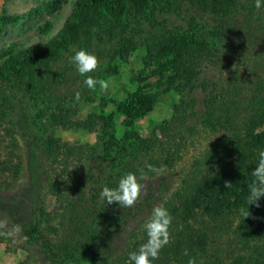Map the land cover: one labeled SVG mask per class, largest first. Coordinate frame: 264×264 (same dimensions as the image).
<instances>
[{"label":"trees","instance_id":"16d2710c","mask_svg":"<svg viewBox=\"0 0 264 264\" xmlns=\"http://www.w3.org/2000/svg\"><path fill=\"white\" fill-rule=\"evenodd\" d=\"M191 2L222 20L219 35L237 28V15L261 19L264 12L255 8V0ZM177 9V0H76L49 42L7 51L0 64V145L6 151L0 162V198L2 186L11 184L16 189L9 200L18 204L19 197H25L28 207L8 212L6 223L0 220V241H17L16 246L27 251L18 264H32L37 254L42 264H65L64 256L71 252L89 264H133L130 253L147 242L144 225L158 205L173 219L170 243L153 264H188L191 258L200 264L207 245L204 221L223 219L235 220L237 233V252L229 264H264V197L259 207L247 203L254 180L251 172L259 152L264 151V75L242 113L223 95L220 99L211 91H206L199 107L191 92L197 87L203 61L209 59L207 44H186L177 31L160 29L147 44V58H167L172 71L168 88L181 98L170 118L137 141L131 164L109 178L114 189L126 174L139 177L141 171L146 173L141 183L147 188L140 201L132 208L110 204V213L102 221L105 206L99 198L111 138L102 128L95 143H72L52 129L97 130L96 115L79 120L76 109L59 107L49 115L48 129L41 134L28 120L23 87L35 83L44 92L57 80L58 62L65 53L88 51L95 29L106 24L124 27L140 16L155 22L156 11ZM231 21L232 27L228 25ZM150 108L147 98L137 105L119 106L127 125ZM24 148L26 167L21 155ZM148 164L162 167L164 172H150ZM226 181L231 182V189L225 187ZM242 207L252 215L245 219L239 212ZM16 225L20 231L15 230ZM51 234L62 236L53 240Z\"/></svg>","mask_w":264,"mask_h":264},{"label":"rangeland","instance_id":"374dc122","mask_svg":"<svg viewBox=\"0 0 264 264\" xmlns=\"http://www.w3.org/2000/svg\"><path fill=\"white\" fill-rule=\"evenodd\" d=\"M75 1L0 0V64L7 57V51H15L21 46L46 44L54 38ZM177 3L178 9L175 11H156L155 22L140 16L124 27L106 24L94 30L88 52L96 55L101 64L97 71L88 75L106 80L109 83L107 91H102L99 85L95 91L86 86L84 81L87 77L79 74L74 64L70 63V57L76 52L74 49L65 53L58 62L57 80L44 92H40L35 83L21 90L28 120L34 128L37 125L35 131L40 134L45 127L48 129V117L59 107L76 109L79 120L96 115L97 130L52 129L62 140L90 144L96 142L98 132L104 129L113 144L109 150L102 188L110 187L109 178L131 164L137 141L149 136L159 123L170 118L174 104L181 98L178 92L168 88L172 71L167 58H147V44L160 33V29L177 31L186 44L190 42L197 47L207 44L209 50L206 55L209 59L203 61L196 79L197 87L191 92L199 107L206 91H211L217 98L221 99L223 95L242 113L256 83L264 75V12L261 19L237 15V28L227 29L228 35H219L220 18L202 12L191 0H177ZM8 16L14 18L4 20ZM229 23L232 27V21ZM77 92L80 93L79 101L75 99ZM146 98L151 101L150 110L127 125L119 106L137 105ZM41 125L43 127L39 130ZM35 148L38 150L39 144ZM5 152L0 145V162ZM21 155L26 167L29 162L25 148ZM13 188L16 189L11 184L1 188L0 220L3 223L8 212L28 207L25 197L20 196L18 204L9 200L8 196L12 197L15 193ZM99 203L105 206L100 218L102 221L107 219L110 205L106 201L101 202L100 198ZM234 221H204L207 245L200 264L217 260L220 264L231 262L238 247ZM51 235L53 240L62 236ZM16 245L17 241H0V264H18L27 256V251ZM64 260L65 264H89V261L80 259L79 254L73 252L66 253ZM32 264H42L39 254Z\"/></svg>","mask_w":264,"mask_h":264},{"label":"clouds","instance_id":"9594fccd","mask_svg":"<svg viewBox=\"0 0 264 264\" xmlns=\"http://www.w3.org/2000/svg\"><path fill=\"white\" fill-rule=\"evenodd\" d=\"M255 8L264 10V0H255ZM70 63L74 64L79 74L86 76L84 83L90 89L95 91L99 85L102 91H107L109 83L104 79H96L89 73L95 72L100 68L101 61L99 58L89 53L87 50H78L70 57ZM75 99L80 100V93L75 94ZM258 163L251 172L254 177L253 182L249 185V195L247 203L259 207V201L264 197V151H260ZM148 171L162 174L164 169L157 168L151 164L147 165ZM147 174L141 171L139 177L135 173H128L123 176L116 188L104 186L100 192V201L107 202L108 205L118 203L123 208L134 207L145 193L147 185L141 183L146 179ZM225 187L231 189V182L226 181ZM240 214L246 219L252 214L249 209L241 208ZM172 216L163 206H155L150 219L145 223L144 228L147 232L148 240L141 245L138 252L130 253L129 260L133 264H153V261L159 258L161 250L170 243V226L172 224ZM16 231H20V226H15ZM187 255V252L185 253ZM188 264H196L195 258H191Z\"/></svg>","mask_w":264,"mask_h":264}]
</instances>
